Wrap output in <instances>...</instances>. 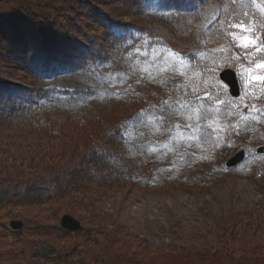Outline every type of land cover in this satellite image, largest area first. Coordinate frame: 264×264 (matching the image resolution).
Segmentation results:
<instances>
[{"label": "rangeland", "instance_id": "rangeland-1", "mask_svg": "<svg viewBox=\"0 0 264 264\" xmlns=\"http://www.w3.org/2000/svg\"><path fill=\"white\" fill-rule=\"evenodd\" d=\"M252 1L254 10L240 17L232 13L227 24L222 22L216 29L212 25L220 17L221 1L206 0L199 11L177 16L182 21L178 35L168 21L153 26L152 18L136 14L128 0H0V27L5 28H0L1 54L25 53L10 42L12 32L22 31L29 38L31 57L52 67L60 59L74 61L89 53L114 57L122 48L113 49L112 39L120 36L121 43L130 46V71L137 76L131 92L136 98H129V104L92 102V108L78 116L50 112L49 123L39 128L28 121L0 120V176L30 178L68 159L91 165L79 144L103 137L107 124H121L131 113L141 114L155 137L160 136L150 148L154 157L164 163L183 158L201 174H208L213 166L224 170L207 185L162 186L132 181L101 186L75 171L72 186L66 192L53 189L52 200L41 189L18 190L0 210V264H57L59 260L65 264H264V81L250 79V75L264 76V69L256 68L264 61V0ZM22 5L43 19L39 28L50 41L46 50L31 16L21 14ZM240 23L252 31L231 27ZM145 26L157 28L159 38ZM209 30L216 31L217 41L209 49L202 48ZM245 35L255 39L260 52L256 47L243 49L233 39ZM189 53L202 60L201 68L190 61ZM11 57L0 56V85L34 87L32 75ZM65 67L58 65L55 71ZM226 68L236 72L240 87L233 117L221 123L213 118L198 120L200 100L210 99L211 110L231 98L218 77ZM156 72L164 78L168 73L170 79L157 84L151 78ZM111 74L116 77L120 72ZM143 75L148 76L145 83L139 80ZM141 85L147 87V94L140 93ZM242 121L250 128L235 138L233 128ZM206 134L209 140L200 151L197 141ZM259 147L262 154L256 152ZM240 149L245 159L227 168V159ZM85 165L84 171L95 177ZM64 214L80 221L77 233L64 234L60 226ZM11 221H20L22 227L11 228Z\"/></svg>", "mask_w": 264, "mask_h": 264}, {"label": "trees", "instance_id": "trees-1", "mask_svg": "<svg viewBox=\"0 0 264 264\" xmlns=\"http://www.w3.org/2000/svg\"><path fill=\"white\" fill-rule=\"evenodd\" d=\"M128 1L130 2L129 7L132 8L136 14L142 16V18H152L151 22L153 26L156 21L165 23L170 22L168 24L172 25L175 28L174 32L179 35L182 33L180 27L182 21L178 19L177 16H187L186 14L199 11L206 0ZM220 1V17H217L216 22L212 25L214 28L218 26L216 29H219L222 22L227 24V16L232 13H235V17H240V14L243 12L254 10V7L251 5V2H253L252 0ZM32 9H35L34 6ZM20 10L23 17L30 18L31 16V25L38 31L41 37V45L46 50L50 41L39 28L40 24L44 23L43 19L38 15H32L31 9L24 7V5H22ZM221 13L224 14L222 17ZM158 15L159 17L156 18L155 16ZM170 16H173V18L171 19ZM103 17L104 16L100 14V20H103ZM105 20L107 19L105 18ZM218 23L220 24L218 25ZM111 25L114 27L113 24ZM145 27L148 28V31L153 33V37L159 38L160 33H157V28H151L152 26ZM1 29L5 28L3 27ZM141 31L145 32L143 30ZM215 32L216 31L210 30L207 32L208 34L205 35L204 38L207 41V45H202V48L209 49L217 41L214 39V37H217ZM25 34L26 33H22V31H20L19 34L16 32V35L12 32L10 36V42H14L13 45L16 48L15 50H22L19 52L25 51L24 54L14 56L13 54L5 55V53H0V56L10 58L12 55L11 58H13V62L19 65L23 71L32 75L36 85L34 87L26 86V88L11 82H7L5 86L0 85V120L17 121V123L28 121L30 125L33 124L32 126L39 128L49 123L46 114L50 112L61 111L68 112L73 116H78L84 111L92 108V102L100 104H112L115 102L129 104V98H136L131 92L134 90V82L137 76L130 71V63L132 61L130 46L126 45V42H124V44L121 43L123 37L116 36V38L113 37L112 39L114 41L113 49L115 47L122 48L114 57L106 56L105 54H96L92 57L89 53L84 58L75 59L74 61L73 59L71 61L70 59H60L57 63H54L56 64L55 66L52 65L51 67V65L46 64V62L35 61L31 57V51L27 49L29 46V38H27ZM112 34L116 35L114 32H111V35ZM1 38L4 40L2 35H0V39ZM119 41L120 45L123 46L118 45ZM6 46L8 47L7 43ZM10 48L11 47H9L8 50ZM207 55L208 54L205 56ZM195 56L197 55L189 53L187 57L192 63L197 64L196 66L201 68L203 66L202 60ZM63 64L66 65L64 69L55 71L58 65L60 66ZM113 70L119 71L120 74L116 77L112 76L111 72ZM140 71L145 72L143 70ZM146 77L148 78L147 75H143L139 80H143ZM151 78L153 82L161 84L162 80L167 81L170 79V76L167 73V77L164 78L163 75H158L156 72ZM141 83L142 81L140 84ZM170 85V89L174 90V85L172 83H170ZM141 86L142 87L138 86L140 93L147 94L148 92L144 90L147 89V87L144 85ZM209 100H200L202 104L196 111L198 120L213 118L214 122L221 123L224 118L233 117L235 113L234 99L227 96L224 101H222L221 105H216L211 108V110L209 108V104L211 103ZM211 100L214 101V99ZM162 116L165 118L164 115ZM129 118V120L127 117L125 118L123 125H121L123 122L118 125L117 122H110V124H107L104 128L103 137L101 136L99 138L93 136L94 138L92 141L79 144L85 157L88 158L87 160L92 161L91 165H89V162L87 166L82 162H77L75 164V161L66 159L67 161H64L65 163H58L57 165L47 168V171H42V173L40 172L35 176L32 175L30 178L19 177L8 179L0 176V210L6 206V202H9L8 200L13 198L18 190L23 193L27 191L34 193L33 191L41 189L46 192L47 200H49V198L51 199L53 189L58 190V192L68 191L74 183L71 182V179L72 172L74 173L75 171H78L79 174H83L80 175V178L90 181L93 184H100L101 186L105 184L111 185L118 181H132L134 183L151 186H162L174 183L193 185L202 183V185H207L208 182H211V180L217 176L216 174H222V172H224L223 168L216 169L213 166L212 169L206 171L208 174L196 173L197 171L192 168V165L188 164L183 158L175 161L171 159L169 162L164 163L162 158L154 157L150 150L153 144L158 143L160 136L157 138L155 137L154 131L152 130L153 128L149 127V123L141 114L131 113ZM163 121L165 123V119H163ZM249 128V123L245 121L240 122L233 128L235 138L240 135L242 137ZM208 136L209 135L206 134L201 138L200 135L196 144L200 151L206 147L205 143L209 140ZM250 136L248 138H250ZM255 140L256 139H254V141ZM155 150L157 149L155 148L154 151ZM149 158L150 160H148ZM99 160L101 162H99ZM84 165L88 169L91 168L94 171L95 177H89V172L84 171ZM192 171L193 173H191ZM12 192L14 194H12ZM5 196L7 197L5 198ZM62 231L64 234H74L78 232H70L64 229H62ZM19 232L20 231H14L13 233L19 234ZM234 255L244 256L243 253L232 254V256ZM61 262L62 261L59 260L57 264ZM107 262L108 264H113L112 262ZM128 262H130V260H128ZM62 264H65V262H62Z\"/></svg>", "mask_w": 264, "mask_h": 264}, {"label": "water", "instance_id": "water-1", "mask_svg": "<svg viewBox=\"0 0 264 264\" xmlns=\"http://www.w3.org/2000/svg\"><path fill=\"white\" fill-rule=\"evenodd\" d=\"M219 79L228 87V92L231 97L237 98L240 94L239 84L237 80L236 73L232 69H224L218 74ZM262 147L257 149L258 153L262 152ZM245 159L244 150H238L234 155L229 157L225 162V166L227 168L236 167ZM10 226L13 229H20L22 227V223L20 221H11ZM60 226L61 228L70 231L76 232L81 228V223L75 217L69 214H64L60 218Z\"/></svg>", "mask_w": 264, "mask_h": 264}, {"label": "snow or ice", "instance_id": "snow-or-ice-1", "mask_svg": "<svg viewBox=\"0 0 264 264\" xmlns=\"http://www.w3.org/2000/svg\"><path fill=\"white\" fill-rule=\"evenodd\" d=\"M261 11H264V8H262ZM231 27H233V28H237L238 27L243 32H251L252 31L251 28L246 27L243 23L232 24ZM233 39L238 40L239 41V47H241L243 49H248L249 47H256L255 39H251L247 35L242 36V37H235L234 36ZM256 51L260 52L261 48L260 47H256ZM256 68L257 69H264V61L257 63L256 64ZM248 71L251 74L252 70H248ZM250 79L264 81V76H252V75H250Z\"/></svg>", "mask_w": 264, "mask_h": 264}, {"label": "bare ground", "instance_id": "bare-ground-1", "mask_svg": "<svg viewBox=\"0 0 264 264\" xmlns=\"http://www.w3.org/2000/svg\"><path fill=\"white\" fill-rule=\"evenodd\" d=\"M39 49V48H38Z\"/></svg>", "mask_w": 264, "mask_h": 264}]
</instances>
